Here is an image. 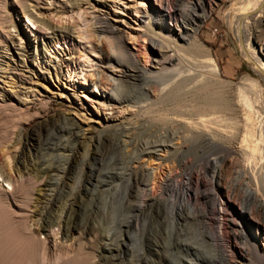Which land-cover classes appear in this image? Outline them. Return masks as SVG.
Instances as JSON below:
<instances>
[{
	"label": "rangeland",
	"instance_id": "obj_1",
	"mask_svg": "<svg viewBox=\"0 0 264 264\" xmlns=\"http://www.w3.org/2000/svg\"><path fill=\"white\" fill-rule=\"evenodd\" d=\"M80 1L82 3L76 9L44 16L57 29L72 30L73 36L69 39L52 37L43 48L45 56L36 57V62L23 58L32 69L57 67L58 77L55 78L50 70V84H46L52 90L48 105H30L27 116L0 109V157H3L0 163L4 166L0 172L18 177L13 154L26 164V168L35 162L39 166L36 171L22 176L21 187L12 191L11 204L0 200L12 227L18 231L29 229L38 241L46 240L45 230L58 233L53 238L66 242L51 254H67L75 242V251L69 253L73 252L72 256L67 255L74 258L77 254L75 260L83 264H185L186 260L189 264H241L237 258H244L250 264H264V240L260 233L264 229V210L256 201L264 200V45L259 48L260 43L264 44V0L251 16L246 14L249 0H201L198 4L196 0L188 1L189 9L197 5L188 11L190 17L195 18L196 30L191 34L192 41L184 48L191 44L196 47L197 58V64H193L189 72L200 71L204 75L201 78L210 79V93L195 95L197 98L193 99L192 105L219 102L228 106L225 102H229L228 96L232 94L239 107L240 119L234 127L228 113L220 114L221 120L210 124L209 128L226 137L204 142L193 138L190 141L192 147L184 154L191 162L189 184L172 190L168 188L160 202H141L133 197L130 177L125 172L126 161L114 140L105 136L98 139L97 134L87 135L86 140L93 137L94 141L87 151L80 145L81 141L69 133L77 125L92 127L98 122L105 124L109 119L128 122L127 110L147 102L137 89L130 91L136 103L110 107L104 102L102 84L106 83L105 77L121 79L122 76L118 68L102 63L101 45L94 33L98 28L95 23L100 18L118 30L119 49L139 58L138 64L153 72L145 23L151 4L161 6L155 0H149L150 4L146 0ZM201 4L204 10L200 9ZM29 10L36 15L32 8ZM0 15H3L0 23L5 21L26 34L29 32L25 20L10 8L4 13L1 3ZM10 31L13 32L11 27ZM6 44L10 50L20 47L16 38ZM211 63L217 67L224 84L212 80ZM175 64L178 61L175 60L167 71L177 70L178 67L173 68ZM167 77L171 80L172 74ZM36 78L34 76L33 80L37 81ZM1 79L4 92H18L11 77ZM172 79L160 84L157 80L145 84L148 99H155L154 95L163 86L169 88L175 81ZM40 85L41 82H37V88H26L19 98L30 103L36 91L44 92ZM123 85L127 86L126 83ZM107 93L112 94L111 88L105 91ZM209 97H212L211 101ZM174 100L170 98L164 108L163 105L153 107L160 111L153 113L156 121L153 120L152 125L161 129L164 140H169L175 129L171 124L172 120H177L174 118L177 110H172L176 109ZM193 118L194 122L198 121L196 116ZM208 118L213 119V116ZM245 119L251 136L245 135ZM174 141L172 143H177ZM3 150L10 154L7 156ZM168 156L160 150L130 163V168L138 170L140 164L148 171L147 193L150 197L157 198L160 194V188H153L154 180L161 183L165 176L178 178L176 163L174 165ZM47 165L50 169H61L48 171ZM39 177L48 187L39 185ZM0 185L6 186L1 179ZM248 190L254 194L249 195ZM182 193L184 200L187 198L184 204ZM42 194L52 196L45 200L41 199ZM210 198H214L213 204ZM70 231L71 235L68 234ZM63 235L68 238L64 239ZM182 242L195 249L200 259L193 257L194 250L187 252ZM201 256L208 261H202Z\"/></svg>",
	"mask_w": 264,
	"mask_h": 264
},
{
	"label": "bare ground",
	"instance_id": "obj_2",
	"mask_svg": "<svg viewBox=\"0 0 264 264\" xmlns=\"http://www.w3.org/2000/svg\"><path fill=\"white\" fill-rule=\"evenodd\" d=\"M146 1H148L150 4L149 0ZM155 1L154 2L157 3L158 6L165 8L166 12H164L161 7H155L151 4L150 13L146 18L147 23H145V30L149 39V44L151 46V66L154 70L153 72L147 70L144 66H140L138 64L139 58L136 59L132 55H129L125 51H122L123 49H119L118 42L120 37L118 36V30H116L113 26H110L109 23H107L103 19L98 18L95 23L96 25H98V28L94 30V33L97 35L98 41L101 45L102 63L105 65H109L111 68H118L122 76L121 79L105 77L106 83L102 84V88H104V90L102 91L104 102H107L110 107H119L123 104L136 103L133 101V98L130 95V91L132 89L140 90L142 95L146 98L147 102H144L145 104L142 105L131 106L130 110H127L128 122H116L113 119H109L105 124L98 122L97 125H94L92 127L77 125L75 129H73V131L69 133L77 141H81L80 145L87 151L89 150V147L94 144L93 137L90 140H86L85 137L87 135L91 136L92 134H97L98 139H100V137L102 136H105L106 138L114 140V143H116L115 145H117V147L119 148L122 158L126 161L125 172L128 174V177H130V179L128 180L130 181V186L132 187L131 189H133L134 191L133 197L137 200H140L141 202H160L162 200L163 192L165 193L168 188L172 190L173 188L176 189L181 186L188 185L192 168L190 160L186 156H184V154L188 152L191 146L190 141L193 138H197L204 142L211 138L213 140V138L222 139L226 137L225 134L223 135L221 134V132H218L217 130L214 131L213 129L211 130V128H209L210 124H216L218 120H221L222 117L220 116V114H223L225 112L228 113V115L231 117V120L233 121V126L235 124H239L238 122L240 119L239 107L237 106V103L235 102L236 100H234L232 94L228 96L229 102L228 100H226L225 102L226 104L228 103V106L220 104L219 102H203V105L201 104L202 106H199L200 104H198L197 107L196 105H192V103H194L193 99L195 97L197 98V96L195 95L210 91V79L208 81V79L206 78H201V75L203 73L200 71L189 72L191 67H193V64H197V58L194 52V49L196 47L194 48L192 44H189L190 47L187 46L188 48H184V46L192 39L191 34L196 30L195 18H191L188 11L194 10L193 6L195 7L197 5L194 4L189 9V0ZM199 1L201 0H196V3L198 4ZM262 2L263 0H249L248 4L246 5L247 8L245 7L248 12L246 14L248 16H251L252 13L262 5ZM0 3L4 13L6 12V8H10L14 13L19 14L21 16V19L23 18V20H25V25L27 29H29V32L26 34L24 33V31L14 27L12 24H5V21L3 23H0V79L5 76L11 77L15 81V83L12 84L15 85V88L18 89L17 93L8 94L4 92L2 87L0 86V109L9 110V112H17L19 114H24L27 116L28 108L30 105H40L41 107H45L48 105V101L50 100V98H52V95L50 94L52 93V90L48 85H46L50 84L48 79L49 72H51L50 70H52L55 78H57L59 74L57 72V67L50 69L48 66H39L32 69V66L26 64V62L23 61V58L27 57L32 62H36V57L45 56L43 54V48L52 39V37L60 36L61 38L62 36L67 37L68 39L69 37L71 38L74 34L72 30L66 27L57 29L56 27L49 24L44 19V16L46 13L62 14L65 13V11L72 10L74 8L76 9V7H79L80 3L82 2L80 0H0ZM30 8H32L33 11L36 12V15H34L35 13H31V11L29 10ZM101 9L102 8L100 7L99 10ZM200 9L204 10V6H202V4L200 6ZM2 20L5 19L2 18ZM10 27L12 28L13 32L10 31ZM14 36L18 40V46L20 47L17 50H10L8 49L6 43L8 41L13 42V39H15ZM263 45L264 44L260 43L259 48L262 49ZM252 53L255 60L260 64V61L254 54L255 52L252 51ZM175 60L178 61V64H175L176 67L173 66V68L178 67L177 70L174 69V71L171 72H169V70L167 71V68L173 65ZM195 67L196 66H194V68ZM210 69L212 80L215 83L224 84L225 82L220 80L219 71L215 64L211 63ZM170 74H172L171 80H173L172 78H175V81L172 83V85H169V88H163V86L162 88H160L161 90H158L156 95H154L155 99L149 100L147 93L148 91L145 88V84L153 80H157L158 83L163 82L164 80H166L165 77L167 78L166 81H171L168 80L169 77H167L170 76ZM34 76L37 77V81L33 80ZM37 82H41L40 87L44 90V92L37 89L38 91L35 92V98L30 100V103L23 102L19 98L20 93L24 92L26 88H37ZM123 83H126L127 86H124ZM109 88H111L112 94H105V91L109 90ZM170 98L175 99L174 101L176 103V109L172 110H177L176 113H174V118H177V120L174 119L171 123L175 126L172 134L170 133L172 136H169V140H164L165 136L164 134L160 133L161 129L155 128V126L152 125V122H154L153 120H155L153 113H156L155 111L160 109H155L153 107H159V105H163L164 108V105L166 104V102H169ZM211 99L212 97H209V101H211ZM206 100L208 99L206 98ZM203 101H205V99ZM210 115L213 116V119L208 118V116ZM194 116L197 117V122L193 121L195 120L193 118ZM231 120L229 122H232ZM246 122L247 119H245L244 124V130L246 133L245 135L251 136L249 130H247ZM69 129H71V127ZM229 132L231 135V131ZM174 140H176L177 143H172V141ZM160 150L166 152L169 155L168 158L173 161L174 165L176 163V167L179 170V175L177 179H174L170 176H165L163 182L161 183L154 180L153 188H160V194L159 197L153 198L150 197L147 193V183L149 181L148 171L145 170L140 164L138 165V170L130 168V163L133 161H138V159L142 156L155 155L156 152ZM4 152H6V150H3V153ZM6 154L8 156V154H10V151H7ZM4 156L6 155L4 154ZM12 158L15 163V172L18 174V177L7 176L2 171L0 172L1 183H5L6 185L5 188L4 186L0 185V200L3 199L4 201H6V203H10V201L12 200V191H15L21 187L22 176L31 171H36V168L39 167L38 163L35 162L29 163V168H26V164L24 165L23 161H19L16 154H13ZM246 160L248 159L246 158ZM250 160L252 159H249V161ZM3 167V164L0 163V169H4ZM50 168L51 166L47 165L48 171L51 170L54 172H58V170L61 169H58L57 167H54L52 169ZM48 171L44 172V174ZM134 176L135 178H133ZM35 179L38 180V178L36 177ZM39 185L43 188L48 187L47 183L41 177H39ZM10 190L11 192H9ZM247 193L249 195L254 194L252 190H248ZM51 196L52 195L42 194L41 199L46 200L51 198ZM184 197L185 195L184 193H182L181 202L183 204L185 203L183 201L187 199L186 198L184 200ZM28 198L27 200L31 199ZM256 201L258 206L264 210V200L258 199ZM2 202L3 201H0V264H83L75 260L77 258V254L74 255V258L69 257L71 254H73L72 252L69 255L71 250L75 251L73 250L75 249V242L73 243V249H71L73 246H71V248L69 247L71 249L69 250L70 252L67 253L69 256L66 253L55 254V256L54 254H51V251H53L57 247L63 246V244L66 242V240L56 241V238H53V235H55L54 237H56L58 233L52 234L50 230H45V232L47 233V235L45 234L46 240L38 241L32 237L30 230L27 228H24L23 231L15 230L11 225L12 221L10 222L8 220L7 211ZM210 202L213 204L214 198H210ZM66 207L65 209H67ZM179 207H181V205ZM260 233L263 234L264 240V229ZM68 234L71 235V231ZM67 238V235H65L64 239ZM255 239L257 240L256 237ZM182 244L187 252L192 253V250H194L192 255L195 259H200L199 254L195 249L191 248L190 245H187L183 242ZM222 258L225 259L224 256H222ZM36 260L38 261L37 263L35 262ZM201 260L204 262L208 261V259L206 260V258H204L203 256H201ZM237 261L241 264H250L249 262H246L244 258H237ZM185 264H189V262L186 260ZM192 264L196 263L192 262Z\"/></svg>",
	"mask_w": 264,
	"mask_h": 264
}]
</instances>
